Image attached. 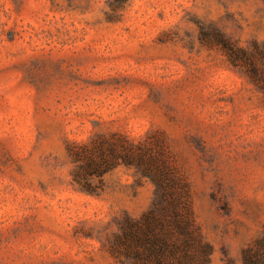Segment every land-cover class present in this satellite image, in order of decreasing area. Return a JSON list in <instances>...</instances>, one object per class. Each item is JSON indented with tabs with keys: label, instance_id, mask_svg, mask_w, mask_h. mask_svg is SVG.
Returning a JSON list of instances; mask_svg holds the SVG:
<instances>
[{
	"label": "rangeland",
	"instance_id": "obj_1",
	"mask_svg": "<svg viewBox=\"0 0 264 264\" xmlns=\"http://www.w3.org/2000/svg\"><path fill=\"white\" fill-rule=\"evenodd\" d=\"M215 30L264 41V0H0V264H127L108 241L152 181L117 164L83 191L67 149L113 132L163 139L209 264H242L264 223V93Z\"/></svg>",
	"mask_w": 264,
	"mask_h": 264
},
{
	"label": "trees",
	"instance_id": "obj_2",
	"mask_svg": "<svg viewBox=\"0 0 264 264\" xmlns=\"http://www.w3.org/2000/svg\"><path fill=\"white\" fill-rule=\"evenodd\" d=\"M209 42L264 93V41L242 46L215 30ZM67 149L76 164L73 180L83 191L95 192L98 186L91 178L117 164L132 167L137 177L153 183L150 206L137 217L124 213L118 221L108 241L112 255L127 264H209L211 246L195 221L187 181L160 136L135 141L113 132ZM242 264H264V223L260 236L242 250Z\"/></svg>",
	"mask_w": 264,
	"mask_h": 264
}]
</instances>
